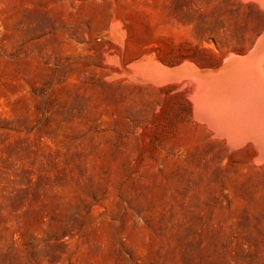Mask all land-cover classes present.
I'll return each mask as SVG.
<instances>
[{"label": "rangeland", "instance_id": "1", "mask_svg": "<svg viewBox=\"0 0 264 264\" xmlns=\"http://www.w3.org/2000/svg\"><path fill=\"white\" fill-rule=\"evenodd\" d=\"M263 33L255 0H0V264H264L256 146L133 69L216 73Z\"/></svg>", "mask_w": 264, "mask_h": 264}, {"label": "bare ground", "instance_id": "2", "mask_svg": "<svg viewBox=\"0 0 264 264\" xmlns=\"http://www.w3.org/2000/svg\"><path fill=\"white\" fill-rule=\"evenodd\" d=\"M255 1L264 8V0ZM263 64L264 33L252 53L227 59L216 73L191 62L166 67L150 55L133 69L143 81L158 85L176 81L181 88H190L195 117L213 131L214 137L227 141L232 148L253 143L258 157L264 159Z\"/></svg>", "mask_w": 264, "mask_h": 264}, {"label": "crops", "instance_id": "3", "mask_svg": "<svg viewBox=\"0 0 264 264\" xmlns=\"http://www.w3.org/2000/svg\"><path fill=\"white\" fill-rule=\"evenodd\" d=\"M257 2V1H256Z\"/></svg>", "mask_w": 264, "mask_h": 264}]
</instances>
